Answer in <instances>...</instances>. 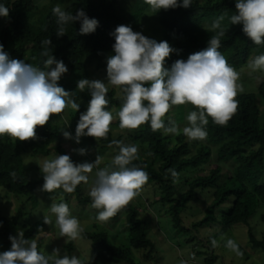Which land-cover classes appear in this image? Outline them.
Here are the masks:
<instances>
[{
	"label": "trees",
	"instance_id": "1",
	"mask_svg": "<svg viewBox=\"0 0 264 264\" xmlns=\"http://www.w3.org/2000/svg\"><path fill=\"white\" fill-rule=\"evenodd\" d=\"M125 1L129 2L119 4L117 0L70 1L62 10L75 15L77 10L83 9L89 18L98 20V27L94 33L82 35L81 24L77 21L66 26L67 32L64 36L57 37L56 17L52 11L56 5H39L35 0H0V4L9 9V22L0 33V44L14 43L16 48L11 56L16 55L19 60L41 70H49L45 69L46 57L41 52L42 41L50 39L55 59L67 64L74 75L72 78L66 77L69 88L76 87L81 79H89L90 65H95L98 70L107 68L108 57L114 55L115 38L111 33L119 25L130 26L133 31L141 32V26L149 13L155 19L154 31L158 36L148 38L157 42L167 41L173 49L179 50L166 59V68L170 69L178 59L187 60L190 54L207 48L208 40L214 34L210 27L221 15L225 16L221 23L226 26L227 31L221 38L219 51L229 65L235 70H241L250 59L264 54V45L253 44L244 34L242 24L229 23V17L235 13L236 0H192L190 8L162 9L157 13L151 12L150 6L144 0ZM108 89L109 105L106 110H114V125L119 127L117 113L121 100L113 87ZM81 94L89 104L90 91L86 89ZM236 99L238 109L227 126L214 125L209 118L207 138L194 153L192 142L187 140L182 130L179 135L167 134L163 129L153 132L149 124L142 125L137 130L118 133L111 129L107 139L99 142L93 137L88 139L99 148L111 149L116 154L119 149L115 145L108 147L112 140L139 146V158L133 161V165L146 171L149 178L145 185H152L158 190L156 204L165 207L169 205V213L175 226L185 229L182 224V211L199 193H203L211 195L212 200L203 218L194 222L193 227L199 230L201 227L210 226L220 217L222 228L229 229L237 224L248 223L256 210L264 206V126L261 125L260 109V102L264 100V80L254 92L240 93ZM191 109L195 110L193 107ZM173 111L178 122L184 119V106L173 107ZM168 116L165 118L166 126ZM79 117L78 114L74 116L76 123ZM67 127L62 115L53 116L47 125L36 129L37 138L34 140L20 142L7 136L0 137V187L16 195L25 194L28 200H35L38 185L42 188L44 179L35 181L29 177L24 152L30 150L32 155H40L55 150L60 155H69L62 145L61 132V129ZM213 155L216 162L212 169L205 174L190 176L193 171H205L204 166H201L209 162ZM70 157L74 162L72 156ZM226 163H231L232 168H226L224 172ZM169 169L178 173L176 182L173 181ZM12 172L16 173L15 178L12 177ZM180 179H184L188 189L177 196V182ZM59 190L65 195V200L73 196L81 205H91L84 183L78 185L71 194ZM225 205L228 208L221 209ZM123 215L128 233L127 245L111 243L105 231H83V237L92 241V257L81 259L83 264H147L151 260L157 262L155 244L149 238V222L139 217L138 208L131 202L110 221L115 223ZM21 216V211L11 219L0 215V240L8 250L11 248L9 237L18 236L16 230L19 228L14 230V226L18 225ZM41 225V222H37L36 225L21 230L26 239H36L39 231H43ZM249 235L255 246L264 248V240H258L252 232ZM66 248L70 253L69 257L74 256L71 242Z\"/></svg>",
	"mask_w": 264,
	"mask_h": 264
},
{
	"label": "clouds",
	"instance_id": "2",
	"mask_svg": "<svg viewBox=\"0 0 264 264\" xmlns=\"http://www.w3.org/2000/svg\"><path fill=\"white\" fill-rule=\"evenodd\" d=\"M117 1L121 3V0ZM144 2L153 13L162 9H187L192 5V0ZM52 11L56 17L57 37L66 34V26L70 23L79 21L82 35L94 33L99 24L97 19L89 18L83 9L73 15L57 5ZM8 15L9 9L0 4L3 29L8 25ZM224 19L225 16L221 15L212 23L210 30L214 34L210 36L207 48L190 54L187 60H176L170 69L165 67V61L179 50L173 49L167 41L157 42L148 38L144 25L141 26V32L133 31L130 26L119 25L111 33L115 38V54L107 59V83L98 79H81L77 82L79 91H90L91 100L87 111L79 117L75 129L76 142L80 143L84 136L93 137L98 142L107 139L114 120L112 112L106 110L109 105L108 85L117 91L121 100L117 116L122 131L137 130L149 124L153 132L163 129L167 134L179 135L181 130L176 122L169 119L166 126L165 118L173 107L187 105L195 109L187 114V126L182 129L189 141H203L207 138L209 118L214 125L227 126L238 109L236 97L245 89L238 82L239 73L219 51L221 38L227 31L221 23ZM229 23L242 24L244 34L253 44L264 45V0H236L235 13L229 17ZM51 44L50 39L42 41L41 52L46 57L45 69L50 70H41L24 61L11 59L17 57L11 56L16 45L9 44L14 47L9 52V45L0 44V137L7 136L20 142L34 140L37 138L36 129L47 125L53 116H61L69 105L79 111L80 105L74 99H69L72 94L58 84L68 68L62 60L55 59ZM52 65L55 67L52 68ZM247 68L250 74L264 73V54L250 59ZM61 132L66 139L73 138L65 128ZM113 145L119 151L111 164L103 168L99 167V155L94 162L80 164L74 163L66 154L44 160L39 164L44 179L42 190L55 193L62 189L71 194L81 183H89L88 174L95 168V180L87 194L91 198V208L97 210L95 219L108 222L140 194L149 178L146 171L133 165V161L139 158L135 145L112 140L108 147ZM76 151L80 155L87 152L84 148ZM169 172L176 182L178 173L172 169ZM11 175L16 177L15 172ZM50 211L55 216L59 236L66 238V243L81 238L84 229L80 221L70 214L67 203H53ZM43 222L53 225V220L47 215L43 217ZM44 235L40 230L37 236ZM9 239L11 248L0 253V264H83L76 256H61L59 248L45 256L38 250L37 239H26L22 230L18 236H10ZM210 243L213 248L219 246L215 238ZM225 247L237 257L243 256L233 239H228ZM181 264L187 262L182 261Z\"/></svg>",
	"mask_w": 264,
	"mask_h": 264
},
{
	"label": "rangeland",
	"instance_id": "3",
	"mask_svg": "<svg viewBox=\"0 0 264 264\" xmlns=\"http://www.w3.org/2000/svg\"><path fill=\"white\" fill-rule=\"evenodd\" d=\"M72 0H35L39 5H59L61 9L70 3ZM129 1H121V3H128ZM119 3V4H121ZM125 7L127 4L124 5ZM120 7V6H119ZM7 22V18H3ZM143 22L144 31H147V35L151 38L156 36L155 33V19L149 13ZM3 20L0 19V31L3 29L1 25ZM14 47L9 45V52ZM7 53V51H5ZM115 54V53H114ZM11 59H18L14 57ZM68 72L65 73L60 79L59 86L63 87L65 91L72 94L69 99H74L79 105V111L71 108L69 105L64 113L61 115L64 117L68 127L65 128L72 134V139H66L63 135V147L66 149L69 156H72L74 163L80 164L84 162H94L96 157H101V164L99 167L103 168L111 164L113 157L116 153L111 149H102L99 146L90 143L88 136L81 137L80 143L75 140V129L77 126L76 121L73 119L76 114L80 116L85 113L88 109L89 104L84 100L81 91L78 90V86L71 88L67 87L68 79L66 77H74L69 66ZM52 68L55 65L51 66ZM50 70V69H49ZM239 73V83H241L245 89L243 93L254 92L260 82L264 80V73L256 72L251 73L247 66L241 70H236ZM89 80H101L107 83V68L105 70L96 68L95 65L88 67ZM108 87H112L108 85ZM261 104V125L264 126V100ZM191 105L184 106V119L177 121L173 108L168 116L169 119L174 120L180 130L187 126L186 116L192 111ZM114 116V120L111 124V129L114 133L125 132L127 130H121L119 127L114 125L116 117L114 110L111 109ZM78 122V121H77ZM188 140V139H187ZM189 141V140H188ZM193 153L197 150L200 143L203 141H191ZM138 151L140 147L136 145ZM84 148L87 150L85 155H80L78 149ZM60 153H56L52 150L49 154L32 155L30 150L24 152L26 171L31 179L35 181L43 180V174L41 172L39 164L43 163L44 160L54 159ZM216 157L213 155L211 160L201 167L204 166L205 171H193L190 176L197 174H205L212 169ZM226 168H232L231 163H226L223 171ZM97 169H93V172L89 175V183L84 184L85 191L88 193L95 180V173ZM177 196L187 191L188 186L184 182V179H180L177 182ZM37 197L35 200H28L25 194H13L8 192L5 188L0 187V215L11 219L15 214L21 211L22 216L19 220L18 227L15 225L14 230L18 234L22 228L32 227L37 222L42 223V229L45 235L43 237H36L37 243L39 241L38 250L45 256L52 253L53 249L59 248L60 255H68L69 251L66 248L68 243L73 244L72 254L79 259H90L92 257V241L83 237L76 241L65 242L66 238L59 236V230L55 226V216L51 213L50 207L53 203H67L70 209V214L76 217L84 231L89 232H100L105 231L108 233L110 242L119 246H126L128 241V233L125 228V215L122 218L112 223L99 222L95 219L97 210L91 208L90 205L83 206L74 197H70L65 200V195L57 190L55 193H49L43 191L41 186L38 185ZM198 197L193 199L187 204V207L182 211V224L184 228L174 225L173 218L169 213V205H159L155 203V200L159 198L158 190L152 185L146 184L142 187L140 194L135 197L131 203L138 208L139 217L145 218L149 222V238H151L155 244V251L157 256V262L149 261L147 264H181L182 261L187 264H264V248L255 246L251 242L250 232L258 240H264V206H260L258 210L251 216L248 223L237 224L229 229H223L219 222L220 217H217L216 222L210 226L201 227L199 230L193 227V223L203 218L205 210L211 203V195L199 193ZM164 206V207H163ZM228 205L221 207L226 210ZM221 209L218 210L220 213ZM47 215L53 220V225L49 226L44 224L43 217ZM25 224V226H24ZM23 230V229H22ZM215 238L218 241V247L213 248L211 246V239ZM228 239H233L240 247L243 253L242 257H237L234 252L230 251L225 247V243ZM8 251L4 243L0 240V253ZM208 260V261H207Z\"/></svg>",
	"mask_w": 264,
	"mask_h": 264
}]
</instances>
